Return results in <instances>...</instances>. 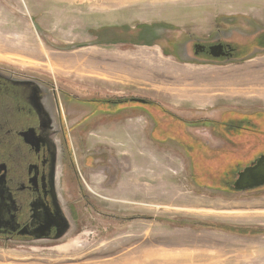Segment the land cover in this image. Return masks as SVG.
Masks as SVG:
<instances>
[{"label": "rangeland", "instance_id": "374dc122", "mask_svg": "<svg viewBox=\"0 0 264 264\" xmlns=\"http://www.w3.org/2000/svg\"><path fill=\"white\" fill-rule=\"evenodd\" d=\"M212 42L233 59L204 61ZM0 67L70 94L69 128L91 120L66 195L104 212L78 206L64 243L0 242V264H264V190L198 187L263 150L264 0H0ZM119 99L150 105L95 113Z\"/></svg>", "mask_w": 264, "mask_h": 264}, {"label": "flooded vegetation", "instance_id": "af4514ba", "mask_svg": "<svg viewBox=\"0 0 264 264\" xmlns=\"http://www.w3.org/2000/svg\"><path fill=\"white\" fill-rule=\"evenodd\" d=\"M217 44L219 43L200 44L198 48L202 46L200 50L206 56L203 60L231 61L234 53L227 50V44L221 43L225 46L226 57L216 60L211 56L209 48ZM67 99H72V96L64 91L51 89L41 79L0 67V242H21L28 245L64 243L72 234L71 222L80 223L78 206L81 208L86 204L99 216L104 213L98 210L100 207L96 202H88L82 197L67 199L66 187L69 180L78 183L76 175L71 174L75 172L76 163L70 128L75 130L78 127L82 131L93 126L91 120L79 118L68 127ZM147 103L148 101L138 104L147 106ZM105 104L109 105L108 110L96 108L95 113L99 111L111 117L112 114L119 115L130 108L129 104L111 101ZM174 121L185 127L194 125L180 117ZM199 122L203 125L210 123L209 120ZM247 137L263 139L259 136L228 138L240 142ZM256 147L258 145L252 148L250 146L251 150ZM249 153L250 150L247 151ZM263 156L264 147L254 155L253 160L239 168L235 179L228 185L216 189L202 185L198 187L222 195L264 190V186L245 191L233 189L238 173ZM135 219L137 217L134 216L133 220Z\"/></svg>", "mask_w": 264, "mask_h": 264}, {"label": "water", "instance_id": "95a60500", "mask_svg": "<svg viewBox=\"0 0 264 264\" xmlns=\"http://www.w3.org/2000/svg\"><path fill=\"white\" fill-rule=\"evenodd\" d=\"M220 47H212L211 54L214 57H220ZM134 102L146 103L145 100L132 99ZM264 186V156L257 160L251 166L246 167L243 171L239 172L237 179L233 184V189L236 191H245Z\"/></svg>", "mask_w": 264, "mask_h": 264}, {"label": "trees", "instance_id": "16d2710c", "mask_svg": "<svg viewBox=\"0 0 264 264\" xmlns=\"http://www.w3.org/2000/svg\"><path fill=\"white\" fill-rule=\"evenodd\" d=\"M111 102H113V103H120V104H129L130 106H133V105H135V103H133V101H132V99L130 100H123V99H119V100H110ZM105 103H107V102H105ZM108 103H109V101H108ZM147 106L148 105H150V103H147L146 104ZM114 115H116V114H114ZM116 117V116H115ZM177 121H174V120H171V121H169V123L166 125V127H168L170 130H172L173 132H175V129L177 128V127H179L181 124L180 123H176ZM235 128H233L232 130H234ZM238 130H241V129H238ZM229 152V151H228ZM197 164H199V166L200 167H203V163L202 162H198ZM236 169V168H235ZM234 169V167H228L227 168V170H225L224 172H218L217 173V176H220V178H217V180H214V179H211L215 184H217V185H213V186H218L219 184L220 185H228V184H230L231 182H228V179L227 180H225V178H228V177H226V176H228V175H231V174H235V172L237 171V169L235 170ZM209 174H216L214 171H211V170H209ZM236 175V174H235ZM234 175V176H235ZM222 179H223V181H222Z\"/></svg>", "mask_w": 264, "mask_h": 264}, {"label": "bare ground", "instance_id": "6f19581e", "mask_svg": "<svg viewBox=\"0 0 264 264\" xmlns=\"http://www.w3.org/2000/svg\"><path fill=\"white\" fill-rule=\"evenodd\" d=\"M238 72V71H237ZM236 72V73H237ZM236 73H234V75L233 76H235L236 75ZM236 77V76H235ZM261 86V85H260ZM255 90H257V89H255ZM253 91H254V89H253ZM260 91V90H259ZM258 91V92H259ZM247 92H248V90H247ZM250 92V91H249ZM255 92V91H254ZM229 93V92H228ZM251 93V92H250ZM253 93V92H252ZM256 93V92H255ZM258 94V93H257ZM230 95V94H229ZM234 95V94H233ZM242 95H244V94H242ZM207 96V95H206ZM240 96V95H239ZM236 97V96H235ZM205 98V97H204ZM189 253V252H188ZM193 254V253H192ZM124 255V254H123ZM213 255H211V254H207V253H202V256H201V261H203V258L204 259H206V258H210V257H212ZM147 257V256H146ZM157 258H161L159 255L157 256ZM176 258H178L177 256H176ZM179 258H182V259H187V258H189V259H193V258H197V256H194V255H192V256H180ZM198 259V258H197ZM200 259V258H199ZM116 260V259H115ZM195 260V259H194ZM113 261V260H112ZM221 260H219V261H217V260H215V261H213L212 262V264H220L221 262H220ZM181 262H182V260H181ZM191 262V261H190ZM125 263V262H124ZM128 263V262H127ZM179 263V262H178ZM105 264V263H104ZM168 264V263H167ZM172 264H174V263H172ZM181 264V263H180Z\"/></svg>", "mask_w": 264, "mask_h": 264}, {"label": "crops", "instance_id": "0c3cea01", "mask_svg": "<svg viewBox=\"0 0 264 264\" xmlns=\"http://www.w3.org/2000/svg\"><path fill=\"white\" fill-rule=\"evenodd\" d=\"M205 95H207V96H205V97H206L205 99L207 100V98H209V96H208V94H205ZM202 98H204V96H203ZM203 254H204V253H203Z\"/></svg>", "mask_w": 264, "mask_h": 264}]
</instances>
